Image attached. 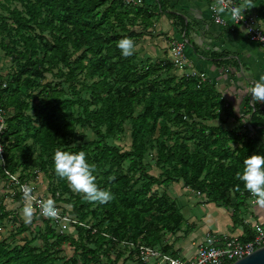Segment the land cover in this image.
<instances>
[{
	"label": "trees",
	"instance_id": "trees-1",
	"mask_svg": "<svg viewBox=\"0 0 264 264\" xmlns=\"http://www.w3.org/2000/svg\"><path fill=\"white\" fill-rule=\"evenodd\" d=\"M155 1L153 9L177 20L187 34L190 23L187 25L183 14L171 8V0ZM235 1L238 4L239 0ZM114 2L117 6L113 5ZM24 3L26 17L19 11L16 15L20 21L18 35L27 50L23 55L26 73L39 74L45 65L59 63L70 69V77L76 69L85 70L87 82L84 90L90 92L91 98L70 101L53 96L44 101L37 116L38 126L32 118L19 114L7 120L4 135L16 143L31 140L40 147L43 158L70 141L83 140L76 133L77 127L89 128L98 140L77 147L76 152H86L88 161L95 166L97 185L109 190L113 198L105 204L85 200L79 219L83 222L90 214L97 224L88 229L78 227V239L69 234H56L50 222L43 219L46 233L42 239L46 249L41 251L28 246L23 250L24 255L18 254L15 249L0 250V264H60L54 253L65 244L71 245L78 257L63 264H120L124 254H119L114 261L108 258V263L102 262L101 257L108 256L120 244L137 240L139 244L158 247L167 254L179 257L173 245L165 239L168 234L182 231L183 225H186L185 217L170 198L151 194L154 186L167 188L178 183L179 179L192 191L204 195L206 205L214 204L229 210L234 227H242L245 231L246 236L242 240H251L253 233L244 219L249 194H242L246 188L238 176L243 170V161L249 155L264 154L261 141L264 138V118L258 114L257 102L246 100L244 115L238 117L233 107H225L214 87L193 78L183 81L175 89L169 88L174 81L171 80L163 84L153 82L148 87L150 90H146L143 86L147 76L139 77L133 64L135 58L124 57L118 47L122 38L136 37L135 32L129 29L133 24L126 28L124 22L130 16L137 18L148 11L143 7L128 6L114 0L110 8L101 14L99 10L109 0H25ZM117 11L123 34L117 33V28L110 22V13ZM32 26L38 29L43 43H38L37 35L24 32ZM45 33H49L48 38ZM71 52L82 53V59L73 62ZM85 61L88 65L84 64ZM150 71L148 76L154 73V70ZM21 76L7 83V88L0 93V103L3 102L2 95L8 93L5 105L25 110L27 106L19 100ZM29 82L36 86L34 80ZM159 85H164L167 90L161 97L164 104L156 110L158 96L161 95ZM148 92H151L150 96H146ZM98 101H101L100 108L93 109ZM74 105L81 110L77 117L64 110ZM143 106L145 111L137 114V109ZM217 109L229 118L236 117L238 128L225 129L226 122L216 112ZM157 117H162L160 132L166 126L165 120L173 122L181 125L186 139L194 140L198 146L194 156L183 142L169 152H165V143L162 142L157 151L162 181L151 175L144 163L143 141L146 134L154 131L150 128V120ZM244 117L248 120L246 124ZM206 121H218L219 125L208 126ZM128 122H132V146L130 151H121L108 141L123 135ZM242 129L245 132H240ZM31 147L25 146L24 154ZM94 148L103 166L117 169L109 178L105 172H100L91 157ZM207 157L209 161L205 162ZM30 159L31 156L25 162L29 163ZM8 161L7 166H0V178L5 181L18 172V166L11 158ZM127 161L130 165L124 173L122 165ZM95 204L97 206L92 210ZM8 216L6 207L0 204V220ZM19 231L23 234L28 230L21 225ZM52 249H55L54 253Z\"/></svg>",
	"mask_w": 264,
	"mask_h": 264
},
{
	"label": "rangeland",
	"instance_id": "rangeland-1",
	"mask_svg": "<svg viewBox=\"0 0 264 264\" xmlns=\"http://www.w3.org/2000/svg\"><path fill=\"white\" fill-rule=\"evenodd\" d=\"M114 0H109V3L102 7L99 12L105 13L111 6ZM117 1V0H116ZM140 7L148 10L142 15L135 18L130 16L125 20L124 26L129 28L132 32H135L136 37L131 38L134 41V52L133 57L134 66L137 70L139 77L147 76L145 86L146 90L153 82L163 84L164 82H170L169 88L175 89L181 85L183 81L188 78H193L199 81L201 84L214 87L216 92L221 96V100L225 103L227 108L229 105V98L226 93L221 90V84L226 79H220V70L215 71V74H208L203 68H198L194 63L190 62L185 54L180 60V57L175 55L173 52L174 44L181 43L183 40L189 38L188 33L184 36L185 30L182 29L181 24L174 19H171L167 15L161 12V10L153 9L155 6V0H138ZM25 0H0V93L7 88V83L12 81L13 78L21 76L20 85L22 89L19 91V100L23 105L27 106V109H15L14 107H8L5 105L6 99L9 96L8 93L2 95L0 103V166L4 167L8 165V159L18 166V172L13 175L9 180L5 181L0 178V204L6 207V211L9 216L3 220H0V250H17L18 254L24 255V248L31 247L36 250H45V243L42 236L46 233V225L43 223V219L50 222L52 229L56 234H69L78 239V227H84L86 229L91 228L97 224L95 219H92L89 214L85 221H80L79 212L81 208L86 204L82 193L74 191L68 181L59 177L55 171V165L53 161V153L51 152L47 157L41 155V149L38 145H35L31 140L24 139L19 143H16L14 139H7L4 135V131L7 128V120L23 114L32 118L35 126H38L37 116L40 109L44 106V101L53 96H60L62 100L76 101L78 98L90 99V92L84 90V84L86 80V71L76 69L74 74L70 77V69L63 66L61 63L56 65H45L43 70L39 74L26 73L25 59L23 55L27 52L23 43L20 41L18 35L19 18L16 15V11H19L24 17ZM117 6V3H113ZM238 6L242 7L244 12L253 18L256 26L264 28V0H239ZM212 14L211 10L209 9ZM117 12L110 13V22L117 28V33L123 34L120 31L123 25L117 19ZM214 17V16H213ZM133 20H135L133 22ZM144 22H147L146 25ZM213 22L216 21L213 19ZM217 24V23H216ZM165 28V29H164ZM174 29V30H173ZM175 31V32H174ZM28 35L38 37V43L44 41L39 38L40 33L35 27L29 28L24 31ZM174 32V33H173ZM233 37L242 39L248 42L251 46H260L254 40L250 39L243 29L236 28L235 31L230 29ZM126 35V33L124 34ZM237 35V36H236ZM47 38L49 33H45ZM177 38V39H176ZM189 45L188 43H186ZM173 45V46H172ZM173 47V48H172ZM9 48V49H8ZM186 48V47H185ZM261 50V54L264 57V52ZM72 61L78 62L82 59V53H72ZM88 65V61L84 62ZM243 77H234L233 85L230 90H239L246 94L247 101L250 100L252 103L257 102L259 106V115L264 118V101H255L252 99L249 91L252 86V80H258L261 75H264V62L262 60L253 64L244 63ZM208 65V64H206ZM156 66V67H154ZM250 66V67H248ZM161 67V69H157ZM221 70L225 67H221ZM151 68V69H150ZM154 70L153 74H149ZM29 80H34L35 85H30ZM227 81L230 82V76L227 77ZM113 82V81H111ZM161 82V83H160ZM89 84L92 81H88ZM16 87V85H14ZM75 89V91L73 90ZM158 90L161 95L158 96V104L156 110L160 109V104H164L161 100L162 95L166 93V87L159 85ZM229 93V91H228ZM77 94V95H76ZM151 92H148L146 96H150ZM235 93L234 96H238ZM106 96H104L105 98ZM101 106V101H98V109ZM66 112H71L75 117L81 111L77 105L67 106L64 108ZM144 106L137 109V114L143 113ZM221 115L223 120L226 122L224 128L227 130H233L238 128L239 121L237 118H229L225 112L216 110ZM136 114V116H137ZM242 117V115H240ZM246 117V116H245ZM244 117V118H245ZM162 117L152 118L150 120V128L154 131L146 134L144 138V163L147 166V171L158 178L160 181L163 180L162 171L158 168V146L164 142L165 152L172 150L176 144L184 143L189 147V152L195 156V151L198 146L194 140L186 139L185 131L181 125L175 124L165 120L166 126L160 132L159 123ZM244 123H248L245 118ZM208 126H218V121H206ZM171 132V133H170ZM240 132H245L242 129ZM78 136L83 138L81 141H70L67 145L63 146L62 149L76 152L77 147L84 146L87 142L97 141L96 135L89 128H76ZM24 137L26 135H23ZM264 142V138L261 140ZM108 144L119 148L121 151H130L132 146V122H128L125 127V133L118 136L115 140H109ZM25 146H33L25 152ZM235 148V146H232ZM96 149L91 153L95 164L98 166L100 172H105L106 177L109 178L111 174L116 172V168L110 166H103L96 157ZM31 156L29 163H26L28 157ZM207 157L205 162H208ZM130 162L127 161L122 165L123 172L126 173L129 168ZM24 184H30L34 187V196H41L43 199L53 198L58 209L59 217L56 220L46 219L39 216V213L35 211L33 207V199L30 203L34 209L33 215L29 222H25V218L21 214V206L25 201L23 196L19 193V189ZM151 194H156L159 197L167 196L174 203L177 204L178 208L183 212L184 217L189 222H202L204 220V205H206V197L200 195L199 192H194L190 187L184 185L183 180L178 183L171 184L169 187L154 186ZM257 200V198L250 197L248 202L251 203ZM97 204L92 207V210L96 208ZM216 206L213 205L212 208ZM229 211V210H228ZM82 214V213H81ZM203 214V215H202ZM194 216L197 220L192 219ZM199 220V221H198ZM21 225H25L27 230L25 233H20ZM197 225V224H196ZM194 224V226H196ZM184 228V229H183ZM190 229H194L192 225H183L182 233H187ZM213 234V233H211ZM174 236V237H171ZM177 239L176 234L167 235L166 242ZM139 244V240L127 241L125 244H120L117 248L112 249L108 256L104 255L101 257L102 262L108 263V258L111 261L116 260L119 254H124L123 259L120 260V264L126 262V264H143L140 261L138 253L134 250V246ZM93 248L92 246H90ZM57 250V249H56ZM52 253L55 249L51 250ZM54 255L58 258V262L63 264L66 260L78 257L75 254L74 248L69 245H63Z\"/></svg>",
	"mask_w": 264,
	"mask_h": 264
},
{
	"label": "crops",
	"instance_id": "crops-1",
	"mask_svg": "<svg viewBox=\"0 0 264 264\" xmlns=\"http://www.w3.org/2000/svg\"><path fill=\"white\" fill-rule=\"evenodd\" d=\"M171 8H175V10L182 13L186 24L190 23L191 26L188 31L189 38L186 39V43L189 44H186L185 48L187 59L198 68H203L210 75L220 70L218 78L226 79L221 84L220 89L227 94L229 98L228 105L235 109L238 117L240 115L243 116L247 92L242 94L239 90H230V87L233 85L232 79L234 77H243V62L247 64H253L260 60L264 62L260 48L251 46L242 39H237L241 36L236 35L237 38L233 37L230 32L231 28L225 29L219 24L214 23L212 14L209 11V0H171ZM220 65L225 68L221 70L218 67ZM228 76L231 78L230 82L227 81ZM255 81L254 78L252 82L254 83ZM235 93L238 96H234ZM213 205H204V208H206L203 209L205 221L198 223L189 222L185 218L186 224L192 225L194 229H190L187 233L180 231L176 234L177 239L170 240L169 244L173 245L174 251L178 252L179 256L186 258L193 257L199 245L212 235L241 238L246 236L242 227H234L231 213L227 209L212 208ZM181 212L183 211L181 210ZM248 217L264 222V206L259 205L257 200L254 203L252 202L251 205L247 202L244 219ZM192 219L195 220L196 218L193 216ZM194 224L197 225L194 226Z\"/></svg>",
	"mask_w": 264,
	"mask_h": 264
},
{
	"label": "clouds",
	"instance_id": "clouds-1",
	"mask_svg": "<svg viewBox=\"0 0 264 264\" xmlns=\"http://www.w3.org/2000/svg\"><path fill=\"white\" fill-rule=\"evenodd\" d=\"M212 8L217 13H224L227 10L236 22L243 19L244 9L240 6L227 8L225 0H214ZM134 46L131 38H122L118 42V47L124 57L133 55ZM249 91L253 100L264 101V75L252 84ZM53 161L56 174L66 179L74 191L82 193L85 200L105 204L113 198L109 190L97 185L94 175L95 166L88 161L85 151L73 152L58 148L53 154ZM238 178L244 183V187L257 198V203L264 206V154L249 155L243 161V170ZM21 190L25 201L21 206V214L25 222H29L34 212L30 203L35 199L34 187L24 184ZM39 204L42 215L50 218L58 216V209L53 198L41 200Z\"/></svg>",
	"mask_w": 264,
	"mask_h": 264
},
{
	"label": "built area",
	"instance_id": "built-area-1",
	"mask_svg": "<svg viewBox=\"0 0 264 264\" xmlns=\"http://www.w3.org/2000/svg\"><path fill=\"white\" fill-rule=\"evenodd\" d=\"M124 5H133L140 7L138 0H118ZM214 0H209V9L212 12V18L217 24L222 26H228L235 30L236 28L243 29L247 32L250 39L257 42L262 51L264 52V28L256 26L253 18L243 11V19L235 21L231 18L230 13L226 10L224 13H217L213 10L212 4ZM227 8L238 6L235 0H225ZM214 16V17H213ZM173 46V45H172ZM173 52L180 57V60L184 56L186 47V40L181 43L174 44ZM19 193L23 196L21 187ZM249 194V198H256L247 189L242 194ZM34 194V192H33ZM33 207L35 211L39 213V216L46 219L56 220L59 214L55 218L46 217L40 212L39 201L44 200L41 196H34ZM245 223L250 226L253 233L251 240L244 242L241 237L232 236H209L201 245H199L195 255L191 258L186 257H174L167 254L158 247H150L144 244H138L134 246V250L138 253L140 261L143 264H234L236 261L251 255L256 250L264 247V222L260 220H253L252 218H246Z\"/></svg>",
	"mask_w": 264,
	"mask_h": 264
},
{
	"label": "water",
	"instance_id": "water-1",
	"mask_svg": "<svg viewBox=\"0 0 264 264\" xmlns=\"http://www.w3.org/2000/svg\"><path fill=\"white\" fill-rule=\"evenodd\" d=\"M234 264H264V247L236 261Z\"/></svg>",
	"mask_w": 264,
	"mask_h": 264
}]
</instances>
